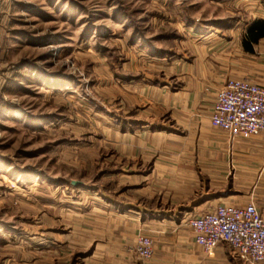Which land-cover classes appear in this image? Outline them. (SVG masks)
<instances>
[{"label":"rangeland","instance_id":"1","mask_svg":"<svg viewBox=\"0 0 264 264\" xmlns=\"http://www.w3.org/2000/svg\"><path fill=\"white\" fill-rule=\"evenodd\" d=\"M14 1L0 26V264H140L151 256L134 251L123 207L137 166L115 137L173 62L194 71L203 57L226 77L256 63L240 38L264 0Z\"/></svg>","mask_w":264,"mask_h":264},{"label":"crops","instance_id":"2","mask_svg":"<svg viewBox=\"0 0 264 264\" xmlns=\"http://www.w3.org/2000/svg\"><path fill=\"white\" fill-rule=\"evenodd\" d=\"M13 3L1 0L0 26L4 16L13 13ZM245 53L256 63L250 60L242 72L228 77L248 76L264 84V37L254 44L253 52ZM200 59H194V71L173 62L167 79L151 89L156 97L143 103L145 118L130 120V128L114 140L119 154L137 166L126 170L130 180L123 188L138 193L135 202L123 203L127 222L135 228L129 241L135 245L138 227L151 232L153 240L151 257L140 264L212 260L193 243L187 219L218 204L252 201L264 215V134L230 138L211 125L212 104L227 77L219 66L214 70L209 60L203 64L204 58ZM6 82L4 78L2 85ZM231 174V190L226 192L223 181ZM232 253L230 246L220 244L213 260L228 264Z\"/></svg>","mask_w":264,"mask_h":264},{"label":"built area","instance_id":"3","mask_svg":"<svg viewBox=\"0 0 264 264\" xmlns=\"http://www.w3.org/2000/svg\"><path fill=\"white\" fill-rule=\"evenodd\" d=\"M210 122L230 138L264 134V84L248 76L227 77L216 92ZM187 225L193 233V243L208 259L215 258L220 244H227L245 264L264 262V215L252 201L218 204L189 217ZM152 246L151 236L140 234L133 249L139 257L149 258Z\"/></svg>","mask_w":264,"mask_h":264},{"label":"trees","instance_id":"4","mask_svg":"<svg viewBox=\"0 0 264 264\" xmlns=\"http://www.w3.org/2000/svg\"><path fill=\"white\" fill-rule=\"evenodd\" d=\"M224 23V22H223ZM226 25L229 23L228 19L225 20ZM264 37V18H255L249 22L244 32L241 35L240 42L243 49L247 52H253L254 44L259 39ZM144 46L148 48V51L157 56H162L168 52L163 48H158L152 43V39L145 37L143 40Z\"/></svg>","mask_w":264,"mask_h":264},{"label":"water","instance_id":"5","mask_svg":"<svg viewBox=\"0 0 264 264\" xmlns=\"http://www.w3.org/2000/svg\"><path fill=\"white\" fill-rule=\"evenodd\" d=\"M71 183L74 185H78L80 183V181L72 180Z\"/></svg>","mask_w":264,"mask_h":264}]
</instances>
